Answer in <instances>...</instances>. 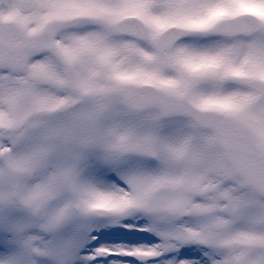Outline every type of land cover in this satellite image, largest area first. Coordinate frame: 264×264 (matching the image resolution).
Here are the masks:
<instances>
[{"label": "snow or ice", "instance_id": "snow-or-ice-1", "mask_svg": "<svg viewBox=\"0 0 264 264\" xmlns=\"http://www.w3.org/2000/svg\"><path fill=\"white\" fill-rule=\"evenodd\" d=\"M0 264H264V0H0Z\"/></svg>", "mask_w": 264, "mask_h": 264}]
</instances>
